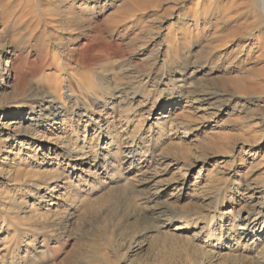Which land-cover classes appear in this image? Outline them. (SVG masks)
<instances>
[{
    "label": "rangeland",
    "instance_id": "obj_1",
    "mask_svg": "<svg viewBox=\"0 0 264 264\" xmlns=\"http://www.w3.org/2000/svg\"><path fill=\"white\" fill-rule=\"evenodd\" d=\"M59 1L0 0V264H264V224L241 230L264 212L258 1ZM82 150L99 167L71 177Z\"/></svg>",
    "mask_w": 264,
    "mask_h": 264
},
{
    "label": "bare ground",
    "instance_id": "obj_2",
    "mask_svg": "<svg viewBox=\"0 0 264 264\" xmlns=\"http://www.w3.org/2000/svg\"><path fill=\"white\" fill-rule=\"evenodd\" d=\"M66 1V0H65ZM74 2H77L78 3V1L79 0H73ZM94 1H96V0H94ZM258 1V3H259V5H260V10H261V13H262V19H263V21H264V0H257ZM60 2V1H59ZM61 2H62V0H61ZM60 2V3H61ZM256 2V1H255ZM76 3V4H77ZM248 4V3H247ZM64 6V5H63ZM69 9V8H68ZM258 9V8H257ZM16 10V9H15ZM58 10V9H57ZM71 10V9H70ZM122 10V9H121ZM36 12V11H35ZM59 12V11H58ZM65 12V11H64ZM80 12L82 13V12H84V9H80ZM67 14H69V11L67 10V12H66ZM235 13V12H234ZM38 14V13H37ZM66 14V15H67ZM12 15V14H11ZM14 16V15H13ZM256 16V15H255ZM257 16H258V13H257ZM256 16V17H257ZM255 17V19H257ZM24 18V17H23ZM68 18V17H67ZM252 18V17H251ZM261 18V17H260ZM8 19V18H7ZM66 19V18H65ZM82 20V19H84V16H81V15H73V21L74 20ZM254 19V18H253ZM254 19V20H255ZM7 21V20H6ZM8 21H10V20H8ZM12 21V20H11ZM10 21V22H11ZM85 21V20H84ZM112 21V20H111ZM110 21V22H111ZM258 21L260 22V20L258 19ZM258 21H256V22H258ZM68 22V21H67ZM76 22V21H75ZM115 22V21H114ZM255 22V23H256ZM258 22V23H259ZM88 23V22H87ZM257 24V23H256ZM8 25V24H7ZM248 25V24H247ZM260 25V24H259ZM49 27V26H48ZM71 27V26H70ZM75 27V26H74ZM256 28V27H255ZM254 28V29H255ZM257 28H258V26H257ZM263 31H264V24H262L261 25V27H260ZM5 28H3V30H4ZM3 30L2 31H0V42H2V40H3V38H4V35L2 34L3 33ZM79 30V29H78ZM88 31V30H87ZM260 31V30H259ZM234 32V31H233ZM247 32V31H246ZM264 34V33H263ZM42 39V38H41ZM41 39H40V42H41ZM7 42V41H6ZM42 42H43V40H42ZM5 43V42H4ZM6 44V43H5ZM15 44V43H14ZM1 45V44H0ZM8 48V47H7ZM209 48V47H208ZM17 49V48H16ZM15 48L12 50V53H14V55L15 56H17L16 55V53H17V50H16ZM67 49V48H66ZM70 50V49H69ZM74 50V49H73ZM9 52V51H8ZM131 52V51H130ZM212 53V52H211ZM207 54H209V53H207ZM260 55V54H259ZM17 58V57H16ZM149 58V57H148ZM96 60V59H95ZM9 62V61H8ZM87 64H90V63H87ZM92 64H93V62H92ZM92 64H90V65H92ZM167 64V63H166ZM8 65V64H7ZM96 65V64H95ZM94 66V65H93ZM102 66V65H101ZM94 67H96V66H94ZM108 67V66H107ZM151 69H152V67H151ZM151 71V70H150ZM150 71H148V72H150ZM0 74H1V72H0ZM260 74V73H259ZM178 75H179V77H178V79L176 80V82L178 83V84H181L180 86H179V88L180 89H187V91H188V89H189V91H188V93H191V94H193V95H196L197 93L195 92V91H192V90H190L191 88H192V86H193V84H188L189 82V80H191L189 77H187V75H186V73L184 72V71H179L178 72ZM75 76V75H74ZM132 79H133V77H132ZM135 80V79H134ZM242 80V79H241ZM131 81V80H130ZM245 81V80H244ZM247 81V80H246ZM132 82V81H131ZM228 82V81H227ZM235 82V81H234ZM240 82V81H239ZM225 83V82H224ZM238 83V82H237ZM239 84V83H238ZM238 84H237V86H238ZM242 84V83H241ZM29 85V84H28ZM128 85H129V83H128ZM126 86V85H125ZM128 87V86H127ZM194 87V86H193ZM202 87V86H201ZM243 87V86H242ZM205 88V87H204ZM66 90V92H65V95H66V97L65 98H72L73 96H72V92H71V86L70 85H67L66 86V88L64 89V91ZM123 90V89H122ZM244 90V89H243ZM191 91V92H190ZM252 91V90H251ZM218 92V91H217ZM52 94V93H51ZM184 94V93H183ZM52 95H54V94H52ZM212 95V94H211ZM56 97V96H55ZM192 97V96H191ZM199 97H201V96H198V98L197 99H195V102L196 103H198V102H202L203 100H204V98H203V100H202V98H201V100H200V98ZM233 97L234 98H245V96H243V95H233ZM47 98L48 97H45V98H43V99H41V100H39L38 102H35V101H32V104H29V105H26L27 107H29L30 109H31V115L29 116V120L30 121H32V122H35V121H37V119H36V114H35V112H38L39 111V113L40 112H43L45 109H47L48 107H50V106H47V107H45L46 105H48V104H52V102L51 101H48L47 100ZM127 98V97H126ZM210 99V98H209ZM212 99H216V97H214V98H212ZM222 99V98H221ZM220 99V100H221ZM71 100H73V99H71ZM208 100V99H207ZM206 100V101H207ZM223 100V99H222ZM221 100V101H222ZM194 101V100H193ZM249 101L250 102H253V103H261L262 102V97H260V96H255V97H251L250 99H249ZM29 102V101H28ZM194 102V103H195ZM209 102V101H208ZM214 103H215V101H214ZM216 103H219V102H216ZM119 104V103H118ZM211 105V104H210ZM209 105V106H210ZM24 106V107H23ZM25 105H21L20 106V108L21 109H24L25 107H26ZM212 107V106H211ZM218 107L220 108L219 109V111H222L221 109H222V107H224V105H223V102L221 103L220 102V104L218 105ZM218 107H216V108H218ZM210 108V107H209ZM213 108H215V104H214V106H213ZM212 108V109H213ZM63 108H59L58 107V110H62ZM200 109H202V108H200ZM199 109V110H200ZM206 109V108H205ZM198 110V111H199ZM207 110V109H206ZM209 110V109H208ZM215 110H217V109H215ZM9 112V111H8ZM208 112V111H207ZM206 114V113H205ZM210 114V113H209ZM21 115V114H20ZM261 117V118H260ZM260 117L259 118H257V127L258 126H260L261 128H263L264 129V115L263 114H261L260 115ZM3 118V117H2ZM254 118V117H253ZM53 119V121H55V119L54 118H52ZM254 121V120H253ZM255 124V125H256ZM251 130V129H250ZM132 141V140H131ZM256 141V140H255ZM248 142V141H247ZM2 145V144H1ZM75 154V158H73L74 160H72L69 164V166H68V170H67V173L72 177L73 175H76V173L77 172H81L82 174H87V173H91L93 170L92 169H97L98 167H99V163L95 160V159H93L92 158V156L91 155H89V152H84L83 153V150L82 151H80L79 152V154L80 153H83V154H80V155H76V153L75 152H72V151H70V154L72 155V154ZM126 154V153H125ZM94 156V155H93ZM72 157H74L73 155H72ZM71 160V159H70ZM117 170V169H116ZM18 172V171H17ZM40 175V174H39ZM47 175H49L50 177L47 179V182H46V186L45 187H43L42 185H37V187H36V189H35V196L37 197V198H39V199H42L43 198V191H45V190H49V188L52 190V191H56L57 189H58V187H59V182L63 179V174L62 173H51V174H47ZM94 175V174H93ZM97 176V175H96ZM27 177V176H26ZM31 177V176H30ZM35 177V176H34ZM66 177V176H65ZM80 178H81V176H79ZM90 177H91V175H90ZM83 178V177H82ZM105 178V177H104ZM95 179V178H94ZM15 180V179H14ZM65 180H66V178H65ZM100 180V179H99ZM71 183V182H70ZM130 184H127V187L129 186ZM251 186V185H250ZM127 187H122V188H116V189H113V191L115 192V193H117L118 194V192L120 193L121 191H123V192H121L122 194L125 192V190L127 191ZM255 187V186H254ZM131 188H133V187H131ZM130 188L128 187V190H129ZM256 190V188H251V187H249V190ZM248 190V189H247ZM259 191V190H258ZM111 193V192H110ZM256 193V192H255ZM125 194H126V192H125ZM120 195V194H119ZM124 195V194H123ZM120 197V196H119ZM258 197V196H257ZM260 198V197H259ZM118 199V198H117ZM18 204V211H19V214H18V216H21V215H28V214H31L30 215V217H29V219H32L33 217H34V215H32L33 214V212H32V207L31 208H29V206H27L26 205V203H24V202H18L17 203ZM264 205V204H263ZM29 209V210H28ZM22 219H25L26 217L25 216H23V217H21ZM35 218V217H34ZM243 222H244V226L243 227H241V230L243 231V235L244 236H249V235H251V233L254 231V230H257L258 229V227H259V225L260 224H264V212L261 210V211H259V212H257L256 214H254V215H251V214H247L245 217H243ZM70 220V219H69ZM73 224V222H71L70 221V225H72ZM66 226H69L68 224H65ZM73 226V225H72ZM241 226H242V224H241ZM51 229V228H50ZM55 229V228H54ZM65 229H67L66 227L65 228H61V230H63V232H65L66 230ZM37 230V229H36ZM44 230V229H43ZM42 231V230H41ZM251 231V232H250ZM46 233V232H45ZM61 236V235H60ZM64 236V235H63ZM67 236V235H66ZM65 237V236H64ZM45 251V250H44ZM6 256V255H5Z\"/></svg>",
    "mask_w": 264,
    "mask_h": 264
}]
</instances>
